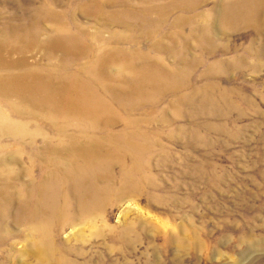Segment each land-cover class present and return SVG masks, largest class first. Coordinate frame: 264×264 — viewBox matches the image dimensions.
Instances as JSON below:
<instances>
[{
    "label": "rangeland",
    "instance_id": "374dc122",
    "mask_svg": "<svg viewBox=\"0 0 264 264\" xmlns=\"http://www.w3.org/2000/svg\"><path fill=\"white\" fill-rule=\"evenodd\" d=\"M80 4L123 11L129 27ZM35 10L39 46L18 35L7 43L22 60L7 77L31 96L0 97V125L19 127L0 130V157L21 159L3 163L0 181L14 172L9 191L37 186L47 146L82 171L98 168L89 156L98 148L126 167L136 159L137 170L130 180L115 163L91 189L82 222L53 219L55 254L42 262L31 248L36 226L20 237L11 232L24 227L11 223L0 264H264V0H0V30L31 23ZM47 13L68 20L66 37H45ZM27 58L45 63L36 69L47 81L27 78ZM94 97L103 106L96 115ZM68 205L74 213L71 197Z\"/></svg>",
    "mask_w": 264,
    "mask_h": 264
},
{
    "label": "bare ground",
    "instance_id": "6f19581e",
    "mask_svg": "<svg viewBox=\"0 0 264 264\" xmlns=\"http://www.w3.org/2000/svg\"><path fill=\"white\" fill-rule=\"evenodd\" d=\"M78 8L86 12L89 11L90 13H93L97 20L99 19L106 21L107 24H123L127 28L129 27V21L128 19H124L126 13H124L123 11L119 13H115L110 10L105 11L103 6L100 4H93L91 6L80 4ZM35 11L36 12L33 11V13L30 12L31 14L28 13L32 16V19L34 18L31 23H27L25 21L27 24H24L22 22L21 25H17V27L16 25H8V31L0 30V97L13 98L14 100L22 101L25 100L26 97L28 98L31 96L30 89L25 90L22 93L18 92V89L13 84L12 80L7 77L9 75V72L12 69L17 68L22 61L21 58H14L10 54L7 43L12 37L18 35L23 39L25 36H28L29 40L27 42L29 43L30 47L39 46V40H37V36L42 33V30L38 24L41 23V19L43 18H41L42 14L39 11ZM43 16H48L49 18H46L49 19L52 23L51 28L48 27L49 32L46 34V38L62 39L69 34V30L68 28H66L67 24L64 23L68 20H65L64 16L52 13H47ZM75 25L84 36L104 38V36L101 37V34L98 30H96L94 33H89L86 30L81 29L80 26L78 27L77 24ZM34 27H36V29ZM126 39L127 38H119L120 41H125ZM44 64L45 63L39 62L38 59L34 61L32 58H27L24 61V67L28 68L26 73L27 78L31 81H35V83L47 81L48 77L36 69L37 65ZM88 101L93 104L95 115L103 111V106L99 99H96V97H94V99H88ZM38 109H42V111H51V114H53V112L56 113L55 108L45 104L42 105L38 103V105L36 106V110L38 111ZM105 110L108 113L111 112L107 106ZM111 116L112 115H110L109 118H111ZM113 117L118 118V115L113 114ZM96 124L100 125L101 120L97 119ZM3 129L5 131H9L10 129H14L15 132L19 131V127L13 124H1L0 130ZM138 147H145V145L138 144ZM39 152L42 155L44 154V156L39 157L40 160L38 159V161H43L45 156L50 157L46 159L47 164L42 168L43 173L37 186H32L30 181L28 180V183L24 184L23 193L17 190L9 191V189L14 187L15 184L13 182L8 183V180L13 179L12 181H14V179H18V174L14 172H11L10 174L8 173L6 177H2L3 181H0V242L6 241V237L8 236L7 233H9V231H5L3 229H7L11 223H17L18 225H22L24 227L23 230L17 228L15 232H11L14 235H18L20 237H24L27 235L29 231H26V229L30 228V225H35L36 227L34 229H37L40 235L38 234V236L35 237V239L32 241L31 248L36 254L38 262H42V256L45 255L46 251H51L54 253L55 245L54 243L52 245L53 240L51 238V231L53 230L54 232H56V226L54 225L53 219L62 221H69L70 219V224H72L73 222L75 223L76 220L82 222V212L84 211V209H87V197L91 189L98 186V182L102 183L110 176V169L117 162H119L123 166L124 176L132 180L135 175L134 173L137 170L136 169L133 171V168L135 167V165H137V161L133 158L135 165L133 167H126L125 164L123 165L122 159H119L113 155H111L110 157H106L104 155V152L100 151V149L98 148L94 153H89L90 157L93 154L95 155L98 168L93 171L92 165L88 163L86 169L82 171V164L78 165L74 158H65L63 155L60 157L51 155L49 146L44 149H40ZM7 157V159L6 157H0V169H4L3 163L5 161L18 163L21 162V159L15 154H11ZM29 158H31V156H29ZM60 160L63 162L58 163ZM60 172H63V174L72 183L73 196H69V194L67 193V189L63 185H60L63 182ZM85 183L86 188L83 189L82 187V193H80V186ZM61 191H64V193L61 194ZM70 197L74 202V208L72 210L74 211V213L71 212V214H68L64 212V209L69 206L68 202ZM17 200L20 201L21 205L16 208V212L11 214L13 211L12 205H15ZM89 202L94 201L91 200ZM37 204L38 206L36 207ZM175 244H177L178 246H182L183 243L181 244V241L176 240ZM59 251L62 252L63 250ZM51 252V259L55 260V256Z\"/></svg>",
    "mask_w": 264,
    "mask_h": 264
}]
</instances>
